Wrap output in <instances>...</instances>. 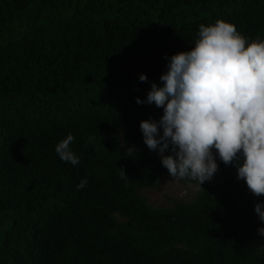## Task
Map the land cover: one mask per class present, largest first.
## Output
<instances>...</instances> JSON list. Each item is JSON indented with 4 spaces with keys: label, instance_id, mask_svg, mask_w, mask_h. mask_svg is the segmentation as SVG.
<instances>
[{
    "label": "trees",
    "instance_id": "1",
    "mask_svg": "<svg viewBox=\"0 0 264 264\" xmlns=\"http://www.w3.org/2000/svg\"><path fill=\"white\" fill-rule=\"evenodd\" d=\"M217 20L264 40V0H0V264H264L233 164L192 202L143 195L169 174L139 131L162 109L134 98Z\"/></svg>",
    "mask_w": 264,
    "mask_h": 264
},
{
    "label": "clouds",
    "instance_id": "2",
    "mask_svg": "<svg viewBox=\"0 0 264 264\" xmlns=\"http://www.w3.org/2000/svg\"><path fill=\"white\" fill-rule=\"evenodd\" d=\"M163 58L167 63L159 76L161 86L152 83L144 100L134 99L162 109L158 120L140 121L139 131L171 177L165 184L186 180L193 191L202 189L217 172L219 158L233 164L236 179L253 195H264V40L248 42L233 24L217 20L198 26L191 50ZM138 79L146 81V74ZM73 141L69 132L54 151L75 166L80 160ZM86 183L81 179L76 189ZM253 211L264 225V201ZM257 233L264 237V226ZM257 250L264 251V245Z\"/></svg>",
    "mask_w": 264,
    "mask_h": 264
},
{
    "label": "rangeland",
    "instance_id": "3",
    "mask_svg": "<svg viewBox=\"0 0 264 264\" xmlns=\"http://www.w3.org/2000/svg\"><path fill=\"white\" fill-rule=\"evenodd\" d=\"M140 151H145L147 148L141 147ZM170 176H164L159 180V188L157 190L148 189L143 191V195L148 202L156 207L168 208L172 202L184 201L192 202L196 199L199 190L193 191L189 184L177 182L175 185L165 184L170 181ZM264 225H261V227ZM264 245V237L260 236L259 247Z\"/></svg>",
    "mask_w": 264,
    "mask_h": 264
}]
</instances>
